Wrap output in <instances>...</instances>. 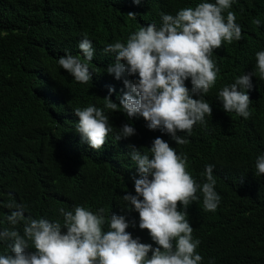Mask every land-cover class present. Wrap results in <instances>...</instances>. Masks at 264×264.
I'll list each match as a JSON object with an SVG mask.
<instances>
[{"label":"trees","instance_id":"trees-1","mask_svg":"<svg viewBox=\"0 0 264 264\" xmlns=\"http://www.w3.org/2000/svg\"><path fill=\"white\" fill-rule=\"evenodd\" d=\"M202 2L0 0V230L12 227L6 216L15 209H9V203L25 205V216L61 223V208L83 206L94 214L104 208L106 218L125 216L133 238L155 248L148 231L139 228L138 212L126 211L121 198L136 195L134 180L140 178L130 145L147 151L144 148L159 137L187 156V171L197 183L205 182L201 173L206 165L215 166V190L222 198L217 210L203 211L202 193L200 201L187 209L193 238L201 241L197 251L203 264H264V175H255L256 158L264 155V80L252 77L248 119L225 112L218 100L222 87L253 72L256 53L264 51V0H234L231 10L242 27V40L214 50L219 73L204 97L213 115L195 125L190 136L177 133L188 143L178 145L162 129L148 131L143 118L130 120L121 111L105 108L110 89H115L111 99L119 105L127 91L123 80L135 81L138 76L125 74L117 80L109 75L106 69L116 58L105 54L104 47L117 40L126 43L140 26H160L162 13L175 15ZM255 18L260 19L259 26L252 24ZM85 35L95 54L88 62L92 82L81 84L57 61L66 52L83 61L77 45ZM185 83L191 90V80ZM89 105L104 109L113 127L100 152L76 131L79 117L74 109ZM125 124L133 126L136 135L117 140ZM16 227L23 234V224ZM10 243H0V254Z\"/></svg>","mask_w":264,"mask_h":264},{"label":"clouds","instance_id":"clouds-1","mask_svg":"<svg viewBox=\"0 0 264 264\" xmlns=\"http://www.w3.org/2000/svg\"><path fill=\"white\" fill-rule=\"evenodd\" d=\"M140 2L135 0L136 4ZM233 3L234 0H205L195 7L182 8L175 15L162 13L160 26H140L126 43L117 40L104 47L105 54H115L116 58L106 69L109 75L117 80L125 74L138 76L135 81L123 80L127 91L119 98V105L111 99L115 89H110L104 99L105 108L121 111L130 120L143 118L148 131L158 133L162 129L178 145L188 143L177 133L190 136L195 125L205 124L206 118L213 115L212 106L204 97L214 87L219 73L212 59L214 50L225 42L242 40V27L231 10ZM128 16L136 17L134 13ZM252 24L259 26L261 21L255 18ZM77 46L83 61L80 55L66 52L57 62L75 82L88 84L92 82L88 62L95 54L93 42L85 35ZM253 76L264 80V51L256 53L252 73L237 77L234 83L219 90L218 100L225 112L250 118L252 101L248 93L253 87ZM189 79L191 90L185 83ZM74 112L79 117L76 131L100 152L113 131L109 116L93 105L77 107ZM134 135L135 128L125 124L116 139ZM130 148L129 155L140 178L134 180L136 195L129 193L121 199L126 202V211L138 212L139 228L148 231L155 248L133 238L127 231L130 224L125 216L111 214L106 218L104 208L95 214L83 206L61 208V223L25 216V205L9 203L6 206L15 209L6 216L12 227L0 230V243H11L8 251L0 254V264H203V256L197 251L201 241L193 238L187 209L200 201L198 193H202L203 211L217 210L222 198L215 190V166L206 165L201 173L205 182L199 184L187 171V156L178 154L162 138L154 139L150 148H144L147 151L134 145ZM255 167L256 176L264 175V155L256 158ZM21 223L23 234L16 227ZM29 249L34 251H26Z\"/></svg>","mask_w":264,"mask_h":264}]
</instances>
